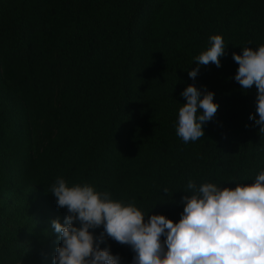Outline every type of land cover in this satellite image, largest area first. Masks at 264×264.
Here are the masks:
<instances>
[{"label":"trees","instance_id":"trees-1","mask_svg":"<svg viewBox=\"0 0 264 264\" xmlns=\"http://www.w3.org/2000/svg\"><path fill=\"white\" fill-rule=\"evenodd\" d=\"M214 35L228 47L222 66L193 81ZM261 45L264 0H0V264H52L48 222L67 213L47 193L58 177L177 223L190 180L254 183L257 89L235 81L231 54ZM192 84L219 108L185 144L176 127ZM108 244L132 264L129 246Z\"/></svg>","mask_w":264,"mask_h":264},{"label":"clouds","instance_id":"clouds-1","mask_svg":"<svg viewBox=\"0 0 264 264\" xmlns=\"http://www.w3.org/2000/svg\"><path fill=\"white\" fill-rule=\"evenodd\" d=\"M227 49L222 36H211L210 47L195 58L197 67L188 71L189 77L195 81L202 66L221 67ZM231 55L239 65L234 79L241 89H257L256 112L249 120L264 134V45ZM180 95L187 102L179 110L176 135L187 144L205 136L204 126L214 120L219 105L206 86L189 85ZM184 192L188 195L179 201L184 209L178 223L156 214L146 220L134 203L125 205L87 183L69 186L58 177L47 193L67 213L63 222H48L58 243L52 264H121L109 239L131 248L132 264H264V170L254 183L234 189L197 186L190 180Z\"/></svg>","mask_w":264,"mask_h":264}]
</instances>
